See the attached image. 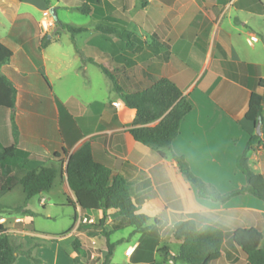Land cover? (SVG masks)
Wrapping results in <instances>:
<instances>
[{
  "label": "crops",
  "instance_id": "crops-1",
  "mask_svg": "<svg viewBox=\"0 0 264 264\" xmlns=\"http://www.w3.org/2000/svg\"><path fill=\"white\" fill-rule=\"evenodd\" d=\"M6 1L0 0V7ZM19 1L25 7L13 14L0 34V40L13 50L0 72L18 90L15 107H3L12 142L4 144L0 139V146L28 151L29 157L19 165L27 162L37 167L54 160L65 164L69 155L90 143L94 158L126 182L138 211L150 217L149 229L139 233L156 231L149 237L139 236L124 250L134 264H185L174 259L181 241L173 229L177 221L190 218L224 231L221 255L212 264H250L232 235L239 226H254L262 232L264 245V201L250 192L226 202L208 197L187 179L173 155L183 156L194 174L226 193L246 185L238 159L252 135H259L248 150V159L252 170L264 176V122L257 134L256 124L246 118L251 93L264 94L259 83L264 79V19H260L264 13L240 6V0ZM85 2L92 5V13L77 9ZM46 9L56 23L65 24L61 12H80L86 17L75 26L85 30L68 33L66 40L63 34L44 31L40 21ZM100 22L132 33L100 31ZM46 35L51 41L44 44ZM251 35L258 40L249 43ZM89 58L117 70L125 90L163 76L175 80L193 109L183 118L170 149L134 139L130 130L135 109L122 101L102 66ZM36 85L42 94L36 92ZM40 98L50 102L48 110L20 107L21 101L31 104ZM58 179L63 181L68 204V199H75L74 192L66 174ZM7 181L0 183V192L7 189ZM46 201L42 196L39 203L45 207ZM73 211L77 232L83 223L80 215L94 220L96 215L98 220L102 217L101 210L73 207ZM110 211L115 212L108 210V216ZM86 231L77 233L88 251L82 264L85 259L95 260L89 247L97 236ZM128 248L133 249L131 254L126 253ZM74 255L73 249L70 256Z\"/></svg>",
  "mask_w": 264,
  "mask_h": 264
},
{
  "label": "trees",
  "instance_id": "trees-1",
  "mask_svg": "<svg viewBox=\"0 0 264 264\" xmlns=\"http://www.w3.org/2000/svg\"><path fill=\"white\" fill-rule=\"evenodd\" d=\"M100 3V1H99ZM240 6L248 10L264 13V2L262 0H240ZM97 6H95L96 10ZM84 14L92 13V5L85 2L77 7ZM113 14V12L111 13ZM59 28L68 30L75 35L84 27H77L61 22L56 23ZM97 29L107 33H123L129 36L132 32L110 23H98ZM49 35L44 37V44L50 42ZM158 45L160 42L155 41ZM162 46V45H161ZM13 50L0 40V67L10 61ZM89 60L100 64L105 74L111 79L113 89L118 93L122 101L136 111L133 127L130 133L135 140L156 148H171L173 140L177 137L183 118L193 109V104L184 95L181 87L174 79L163 76L152 80L149 84L132 90H125L119 83L117 74L97 62L93 58ZM259 83L264 87V79ZM18 90L13 82L0 72V107L14 108L16 105ZM264 107V94L253 91L250 95L246 118L255 124L264 122L262 110ZM14 130L16 125L14 117H11ZM158 121L155 125L150 123ZM259 135H252L250 141L238 159V166L246 176L245 186L232 191L222 193L212 184L192 172L185 158L174 154L181 171L187 179L194 184L203 194L215 200L226 202L232 197L250 192L264 201V176L256 173L249 165L248 150ZM0 161L7 157L17 160H26L30 153L13 146H0ZM65 152V151H64ZM160 154L163 152L160 150ZM56 158L60 154H55ZM25 166L21 178L9 176L7 182L14 179L21 183L26 200L33 196L52 189L56 179L67 176L70 188L73 190L75 199H68V205L81 210H101L102 217L98 223H80L78 229H85L89 235L101 234L107 239L106 253L102 264H113L111 261L116 242L111 241V235L120 229L133 228L134 232H144L149 229L150 217L138 211V206L132 199L126 182L118 176H113L111 170L104 164L98 162L92 152L90 143H85L74 153L69 155L67 162L53 161L48 166L31 167ZM115 210V219L108 228L107 211ZM75 216H77L75 214ZM156 220H158L156 218ZM174 237L181 241L178 253L174 259L185 264H212L219 259L224 242V231L212 224H199L194 219H182L174 224ZM233 242L245 254L250 264H264V245H262L263 234L254 227L239 226L232 235ZM72 246L75 252V264H81V259L88 255L83 247L81 239L74 237ZM22 251V246L15 244L9 233L0 224V264H14L17 253ZM31 256L32 250L24 251Z\"/></svg>",
  "mask_w": 264,
  "mask_h": 264
},
{
  "label": "rangeland",
  "instance_id": "rangeland-1",
  "mask_svg": "<svg viewBox=\"0 0 264 264\" xmlns=\"http://www.w3.org/2000/svg\"><path fill=\"white\" fill-rule=\"evenodd\" d=\"M51 1L54 2L55 0ZM24 7V4L19 0H7L4 5H1V35H3L4 31L8 28V22L13 14ZM61 14L68 24L74 26L76 23L80 24V19L86 17L76 10H66L61 12ZM260 19H264V16H260ZM50 33L63 34L66 40L69 39L68 33L70 32L61 28H51ZM112 71L117 72V70ZM192 72L195 73L196 71ZM35 88L38 94H42V92L39 91L38 85H36ZM126 88L130 90L133 89L134 86L131 85ZM68 89L70 90L71 88ZM20 107L23 110H25V108L34 111L48 110L50 108V102L44 98L33 101L31 104L21 101ZM8 118L7 110L1 107L0 139L4 144H11L12 142L11 136L9 135L11 124L9 126L10 121ZM19 163H22L21 160H17L14 157H7L0 161V183L4 182L5 179L11 175L13 177L17 176L18 178L22 177L23 170L27 167L23 165L20 166ZM44 165L48 166L45 163H42L40 166ZM62 184L63 181L58 179L52 189L43 191L29 200H26L22 184L19 182L16 183L14 179H11L7 184V189L5 191L0 192V224H2L7 233H9L12 241L22 246V251L17 253L14 264H75L73 258L70 256V253L73 252L72 241L74 237H79L77 233L79 234L82 229H78V232L76 231L77 221L75 220L73 207L67 204V194ZM42 196L47 199L45 207L39 203ZM77 214L79 218V212H77ZM114 217L115 212L110 211L107 218V221H109L108 228H111L115 219ZM94 218L95 222L93 223H98L99 216L96 215ZM34 231L39 234H36ZM154 232L156 231L153 230L151 233L147 232L142 234L134 232L131 227L115 231L111 235V241H118V243L116 244L111 258L112 263L134 264L127 259L124 250L128 246L132 247L139 236L144 235V238L149 237ZM86 233H88V231H86ZM80 235H82L81 237L86 241H89V237L84 234ZM95 236H97V240H95V242H90L91 246L89 247L95 255V260L89 261L85 259L84 261L86 264H102L105 257V236L101 234ZM27 249L32 250L31 256L24 252ZM83 259L84 258H82V260Z\"/></svg>",
  "mask_w": 264,
  "mask_h": 264
},
{
  "label": "built area",
  "instance_id": "built-area-1",
  "mask_svg": "<svg viewBox=\"0 0 264 264\" xmlns=\"http://www.w3.org/2000/svg\"><path fill=\"white\" fill-rule=\"evenodd\" d=\"M55 24H56V20H55L54 16L52 15L51 10L50 9L44 10L43 11V17H42V19L40 21L41 28L44 31H48L51 28H53L55 26ZM257 40H258V36H256V35H251V37L248 38V42L249 43H253V42L257 41ZM114 104H116V103H114ZM79 219H80L81 222H89V223L95 222V220L93 218H88V217L81 216V215H80ZM132 251H133V249L128 248L126 250V253L127 254H131Z\"/></svg>",
  "mask_w": 264,
  "mask_h": 264
},
{
  "label": "water",
  "instance_id": "water-1",
  "mask_svg": "<svg viewBox=\"0 0 264 264\" xmlns=\"http://www.w3.org/2000/svg\"><path fill=\"white\" fill-rule=\"evenodd\" d=\"M261 123H262L261 121H258L256 124L257 134L261 133Z\"/></svg>",
  "mask_w": 264,
  "mask_h": 264
}]
</instances>
